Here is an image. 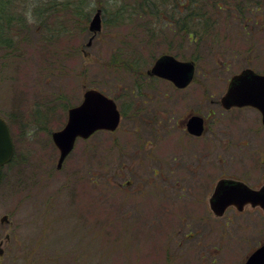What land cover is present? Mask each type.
I'll use <instances>...</instances> for the list:
<instances>
[{"label": "rangeland", "instance_id": "1", "mask_svg": "<svg viewBox=\"0 0 264 264\" xmlns=\"http://www.w3.org/2000/svg\"><path fill=\"white\" fill-rule=\"evenodd\" d=\"M135 1L84 0L86 21L58 13L69 29L60 35L37 33L26 1L15 11L11 44H0V116L14 145L0 170V264H243L264 243L262 209L247 204L216 215L209 205L221 177L264 184L260 112L221 104L231 76L264 73V11L248 21V33L221 19L207 42L167 33L148 43L142 24L123 23ZM98 7L102 28L93 34ZM162 54L193 61L187 86L147 74ZM132 58L140 74L124 67ZM90 87L116 101L119 125L77 139L57 168L51 132ZM191 113L205 116L216 139L184 133ZM229 127L249 128L247 141Z\"/></svg>", "mask_w": 264, "mask_h": 264}, {"label": "water", "instance_id": "2", "mask_svg": "<svg viewBox=\"0 0 264 264\" xmlns=\"http://www.w3.org/2000/svg\"><path fill=\"white\" fill-rule=\"evenodd\" d=\"M101 28V10L97 9L90 18L88 29L95 34ZM91 40L92 36L87 45ZM147 74L167 79L176 87H185L193 78L194 63L177 59L171 54H162L153 61ZM221 104L225 108L253 106L259 110L264 125V73L245 68L231 76L226 92L221 97ZM120 116L113 98L95 88L85 89L81 102L68 109L63 127L51 132L52 141L59 150L56 167H61L77 138H87L100 129H116ZM187 128L192 134H201L203 118L197 114L192 115L187 121ZM13 150L8 124L0 116V169L11 159ZM247 203L259 205L264 211V185L256 189L241 181L221 179L209 199L210 208L216 215H222L230 205L242 210ZM5 219L6 216H2L1 220ZM243 264H264V243L257 246Z\"/></svg>", "mask_w": 264, "mask_h": 264}, {"label": "trees", "instance_id": "3", "mask_svg": "<svg viewBox=\"0 0 264 264\" xmlns=\"http://www.w3.org/2000/svg\"><path fill=\"white\" fill-rule=\"evenodd\" d=\"M23 1L27 2L25 7L34 19L37 33L42 28L53 35L68 33L69 29L62 22L59 12L74 14L79 23L86 21L90 14V11L83 10L84 0H0L1 46L11 44L8 32L16 24L15 18L17 19L18 14L15 11ZM128 4L127 14L122 18L123 23L131 27L133 21L142 24L145 30L140 32L148 43L163 38L162 35L167 33L172 41L174 37L180 36L181 40L187 43L207 42L209 37L213 38V29L222 24L221 19H225L226 28L230 22H237L241 28L237 29L236 34L248 33L251 27L248 21H252L253 25V16H260L257 13L264 11V0H137ZM97 9H100L101 13L104 11L101 7ZM263 23L262 20L259 25ZM260 27L259 30H262ZM141 42L137 44L138 50L142 48ZM123 64L130 72L140 74L142 63L139 64L134 58L124 60Z\"/></svg>", "mask_w": 264, "mask_h": 264}, {"label": "flooded vegetation", "instance_id": "4", "mask_svg": "<svg viewBox=\"0 0 264 264\" xmlns=\"http://www.w3.org/2000/svg\"><path fill=\"white\" fill-rule=\"evenodd\" d=\"M223 107V106H222ZM232 107H235V106H232ZM232 107H229V108H225V107H223V109H231ZM214 112V110L213 111H211L210 113H213ZM194 114H196V113H191V114H189L188 115V117L186 118V120L184 121V125H182V129L184 130V133L185 134H187V135H189V136H194V137H203L204 135H207L208 137H211L212 136V138H215L216 139V134L218 135V132L217 131H215L214 130V128L212 127V126H210V125H208L207 124V122H206V118H205V116H203V115H200V114H198L197 113V115H200L202 118H203V130H202V132H201V134H199V135H194V134H192V133H190V131L188 130V128H187V121H188V119L192 116V115H194ZM262 123V122H261ZM262 127L264 128V125L262 124ZM229 129L231 130V131H233V133H231V134H234V132H236L237 133V138H238V140H241V141H243V140H245V141H247L246 140V138L248 137V135H247V131L249 130V128H245L244 129V132H243V130L242 129H239V128H235V127H229ZM222 128H219V131H221L222 132ZM224 130H226V129H224ZM235 130V131H234ZM251 131L253 132V134H254V128L253 129H251ZM217 132V133H216ZM228 133H224L223 134V138L224 139H229V138H232L231 137V134H229V137H226V135H227ZM232 141V140H231ZM181 165V164H180ZM187 166H189L190 167V170H191V166L194 168L195 167V163L194 164H192L191 162H188L187 163ZM221 179H226V180H235V181H241V182H243V183H245V184H247L245 181H243L241 178H234V177H221V178H219L217 181H216V183H215V186H216V184H217V182L219 181V180H221ZM249 187H251V188H256V189H258V188H260L261 186H263V185H261L260 187H253V186H251V185H249V184H247ZM215 186H214V188H215ZM214 190V189H213ZM213 192V191H212ZM210 199V198H209ZM247 204H250V203H247ZM247 204H245V205H247ZM245 205H244V207H245ZM251 205V204H250ZM252 206V205H251ZM229 207H235L234 205H230ZM229 207H227V208H229ZM243 207V208H244ZM254 207H259L260 209H262L259 205H255ZM239 211H241V210H239ZM262 211H263V209H262ZM264 212V211H263Z\"/></svg>", "mask_w": 264, "mask_h": 264}]
</instances>
